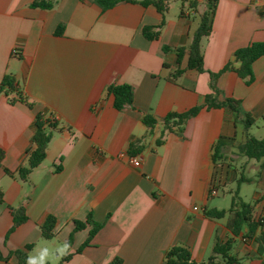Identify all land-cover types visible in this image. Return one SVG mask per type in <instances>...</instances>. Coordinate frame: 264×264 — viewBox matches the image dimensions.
Instances as JSON below:
<instances>
[{"label": "crops", "instance_id": "0c3cea01", "mask_svg": "<svg viewBox=\"0 0 264 264\" xmlns=\"http://www.w3.org/2000/svg\"><path fill=\"white\" fill-rule=\"evenodd\" d=\"M33 1L0 0V82L14 76L33 104H11L13 94H0V264H17L11 253L26 245H33L32 253L65 240L72 252L59 264L116 258L121 264H167L165 254L174 246L204 263L215 243L228 240L241 264H264L254 240L231 234V213L204 214L228 210L213 197L250 169L244 175L252 182L238 193L261 223L257 233H264V164L237 152L247 136L264 139V57L253 63L250 85L229 70L210 75L236 50L264 42V0H213L211 32L202 40L204 71L185 69V54V70L176 78L175 50L191 44L208 0H169L163 16L140 3L102 10L93 0H57L42 9ZM144 28L158 37L147 39ZM117 85L133 89L132 104L121 110L108 92ZM208 96L215 103L238 101L237 113L231 106L207 108ZM195 107L199 112L182 126L164 130L167 115ZM37 113L58 126L44 161L22 181L17 170L27 165ZM146 115L156 120L153 127L143 123ZM246 115L255 120L247 129ZM219 139L224 144L215 166ZM131 157L141 160L139 167ZM214 183L217 194L209 196ZM19 207L27 221L10 231L11 212ZM48 216L56 219L55 231L44 239ZM93 223L100 228L89 237Z\"/></svg>", "mask_w": 264, "mask_h": 264}, {"label": "trees", "instance_id": "16d2710c", "mask_svg": "<svg viewBox=\"0 0 264 264\" xmlns=\"http://www.w3.org/2000/svg\"><path fill=\"white\" fill-rule=\"evenodd\" d=\"M102 10L113 8L120 3H140L142 6L153 5L158 12L163 16L168 8L169 0H93ZM57 0H34L33 7H39L42 9H51ZM214 13V1L208 0L207 9L202 14L199 27L193 34L191 44L187 49L178 48L177 64L178 68L174 73V77L181 75L185 69L196 70L203 72V51L202 40L209 36L212 26V17ZM161 22L159 28L163 25ZM62 27H59L56 34H61ZM143 34L147 39H155L158 37V31H153L150 28H144ZM187 54V65L185 69L180 68L184 55ZM264 57V42L263 43H250L244 48L236 50L233 54L232 61L228 62L225 67L217 74H210L211 79H215L220 73L225 71H233L239 78L243 79L247 85L253 82L252 65L259 58ZM234 64H238L237 67ZM108 92L113 97V106L117 110H121L126 106H129L133 102V89L129 85H117L110 86ZM0 94L5 96L14 95L9 98V102L14 104L15 102L24 103L27 107L32 108L33 104L28 101L17 87V82L12 75H6L0 82ZM238 101L228 99L223 103H215L210 96L206 98L207 108H218L231 106L234 112L237 113ZM200 108L195 107L185 113L177 114L170 113L163 119L164 130L171 131L172 127L179 128L189 118L194 117ZM255 120L246 115L244 119V128L247 129L254 124ZM143 123L147 127H153L156 120L151 115L143 117ZM34 133L31 140V146L27 151V165L21 166L17 170L20 180L25 181L29 174L37 168L45 159L46 152L49 143L52 139L53 132L57 129L58 123L53 117H45L40 113H37L34 118ZM224 142L219 139L213 147L212 161L217 165L221 160L222 146ZM237 152L245 156L247 159H253L260 163V167L264 164V139H256L251 136H247L246 140L239 144ZM4 159V152L0 150V168ZM236 189H234L231 197V203L228 210H205V216L209 218H221L226 213L233 215L232 220L229 223V230L234 237L241 235L245 239L254 240L257 244L256 255L264 262V233H257V229L261 225L260 221H257L252 216V206L245 203L239 196L238 187L243 183H251L252 179L247 178L242 171L239 172L236 178ZM215 188H218L217 183L213 184ZM4 202L3 192L0 190V204ZM13 218V225L10 231H13L19 225L27 221V216L22 207L13 209L11 212ZM76 229L82 227L81 223H76ZM56 225V219L53 216H48L41 226V237L44 239H51L54 235L53 231ZM100 228V224L93 223V228L90 231V236H94L97 230ZM33 245H26L23 249L16 250L11 253L17 260V264H25L28 252L32 249ZM0 259H3L0 257ZM220 259V261L218 260ZM165 261L167 264H241L240 261L232 255V240H228L226 243H215L212 249V255L204 263H196L191 259V254L185 247L174 246L169 249L165 254ZM110 264H121V260L116 258Z\"/></svg>", "mask_w": 264, "mask_h": 264}, {"label": "clouds", "instance_id": "9594fccd", "mask_svg": "<svg viewBox=\"0 0 264 264\" xmlns=\"http://www.w3.org/2000/svg\"><path fill=\"white\" fill-rule=\"evenodd\" d=\"M34 251L35 254L30 252L27 255L25 264H59L60 261L71 254L72 245L65 240L54 248L44 246Z\"/></svg>", "mask_w": 264, "mask_h": 264}, {"label": "rangeland", "instance_id": "374dc122", "mask_svg": "<svg viewBox=\"0 0 264 264\" xmlns=\"http://www.w3.org/2000/svg\"><path fill=\"white\" fill-rule=\"evenodd\" d=\"M244 174L246 176L247 175L250 176L251 175L250 169H248ZM234 189H236V184L230 183L227 186L220 188L218 196L213 197V199H215L219 203H222V204L224 203L225 208H229L230 203H231L232 193H233ZM39 248H40V246H38V248L35 250H38ZM32 253L35 254V251H33Z\"/></svg>", "mask_w": 264, "mask_h": 264}, {"label": "built area", "instance_id": "2783aa9c", "mask_svg": "<svg viewBox=\"0 0 264 264\" xmlns=\"http://www.w3.org/2000/svg\"><path fill=\"white\" fill-rule=\"evenodd\" d=\"M14 53H16L14 51ZM122 155V154H121ZM130 163L135 166V167H139L140 164H141V160L139 158H136V157H131L130 159ZM217 194V190L215 188V186L212 184L211 185V188H210V193H209V196H215ZM197 208H194V210H196Z\"/></svg>", "mask_w": 264, "mask_h": 264}]
</instances>
